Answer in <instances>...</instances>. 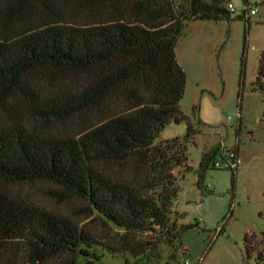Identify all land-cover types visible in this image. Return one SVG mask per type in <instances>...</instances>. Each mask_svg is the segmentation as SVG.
Masks as SVG:
<instances>
[{
    "label": "trees",
    "instance_id": "1",
    "mask_svg": "<svg viewBox=\"0 0 264 264\" xmlns=\"http://www.w3.org/2000/svg\"><path fill=\"white\" fill-rule=\"evenodd\" d=\"M228 1L0 0V264H77L98 258L97 247L136 255L134 235L175 244L186 227L174 201L187 137L156 139L186 118L174 42L187 21L229 18ZM255 85L264 101V48ZM81 114L90 120L76 133L56 129ZM36 181L50 183V197L82 201L120 240L100 242L20 192ZM245 243L253 248V235ZM260 243L254 264H264V231Z\"/></svg>",
    "mask_w": 264,
    "mask_h": 264
},
{
    "label": "rangeland",
    "instance_id": "2",
    "mask_svg": "<svg viewBox=\"0 0 264 264\" xmlns=\"http://www.w3.org/2000/svg\"><path fill=\"white\" fill-rule=\"evenodd\" d=\"M261 1H249L256 13L248 15L247 22L236 16L243 1L230 0L234 12L229 18L187 21L175 39V59L184 72L178 108L186 118L166 124L156 139L187 137L188 169L176 172L174 207L182 214L177 223L186 226L179 239L174 245L150 246L138 241L147 239L150 243L152 236H129L127 244L136 255L130 251L109 253L97 247L98 258L79 256L77 264H254L264 231V101L255 85L258 58L264 48ZM89 120L83 114L76 115L58 123L56 129L76 133ZM221 141L225 147H238L239 162L234 171L213 165L221 160ZM207 152L211 153L208 165L198 178V163ZM50 186L36 181L21 184L19 190L41 205L71 215L100 242L120 240L121 232L107 227L95 213H87L79 199L47 195ZM249 235H253L254 247L247 250L245 239Z\"/></svg>",
    "mask_w": 264,
    "mask_h": 264
},
{
    "label": "built area",
    "instance_id": "3",
    "mask_svg": "<svg viewBox=\"0 0 264 264\" xmlns=\"http://www.w3.org/2000/svg\"><path fill=\"white\" fill-rule=\"evenodd\" d=\"M242 1H243L242 11L245 17H248V15H253L256 13V8L252 7L249 1H253V3L255 4L258 0H242ZM226 8L230 11H234L233 5L231 4L230 1L226 3ZM219 154L221 160L214 161L213 165L215 167H227L233 170L237 167L239 159L235 147H225V145L221 141L219 144ZM199 206H200L199 203L195 205V209L198 216L200 215Z\"/></svg>",
    "mask_w": 264,
    "mask_h": 264
},
{
    "label": "crops",
    "instance_id": "4",
    "mask_svg": "<svg viewBox=\"0 0 264 264\" xmlns=\"http://www.w3.org/2000/svg\"><path fill=\"white\" fill-rule=\"evenodd\" d=\"M260 3H262L261 0H259V4H260ZM235 148H236V153H237V155H238V147L236 146Z\"/></svg>",
    "mask_w": 264,
    "mask_h": 264
}]
</instances>
